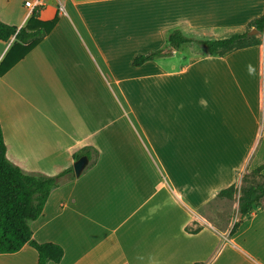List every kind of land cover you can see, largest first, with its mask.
Returning <instances> with one entry per match:
<instances>
[{
    "label": "crops",
    "instance_id": "1",
    "mask_svg": "<svg viewBox=\"0 0 264 264\" xmlns=\"http://www.w3.org/2000/svg\"><path fill=\"white\" fill-rule=\"evenodd\" d=\"M25 1L0 0V21L24 26L36 8L38 20L56 21L23 54L14 36L0 41V62L11 63L0 74L7 159L25 173L54 175L79 148L100 149L92 167L51 189L29 222L35 241L63 248L61 260L47 264H264V205L232 217L239 220L232 233L233 221L219 230L197 212L264 164V40L222 56L187 53V42L131 65L135 55L169 46L173 30L193 39L242 32L264 0H43L33 8ZM180 49L186 62L163 69ZM249 67L256 92L248 98L240 88L233 99L226 80L244 81ZM107 75L174 77L158 113L140 106L150 155L110 148L114 130L103 131L115 126H101L98 90ZM148 113L157 119L148 122ZM238 196L230 198L236 208ZM0 264H37V253L24 244L0 253Z\"/></svg>",
    "mask_w": 264,
    "mask_h": 264
},
{
    "label": "trees",
    "instance_id": "2",
    "mask_svg": "<svg viewBox=\"0 0 264 264\" xmlns=\"http://www.w3.org/2000/svg\"><path fill=\"white\" fill-rule=\"evenodd\" d=\"M38 8L34 9L31 17L24 26L16 27L0 21V41L5 42L10 36L15 37L12 46L24 44L23 53L33 47L54 26L56 17L41 21L35 18ZM255 29L257 33L264 30V10L250 19L242 32L232 33L229 36L215 39H193L184 36L179 30H173L167 35V43L174 49L183 43L195 42L206 54L222 56L236 49H241L260 43L259 38L249 31ZM162 56L161 49L135 55L131 64L139 66L143 62ZM6 58V56H5ZM0 62V74L11 65ZM95 152L91 147H84L73 156L77 159L85 155L88 165L95 163ZM264 164L255 167L241 177L242 184L237 188L229 185L216 194L217 198H232L236 192L238 196V212L240 219L261 204L264 199V180L261 183H249L246 178L259 176ZM73 178L72 167H67L54 175L28 174L6 157V146L0 126V253H12L19 250L24 244H29L37 253V264H47L48 261L58 263L63 256V248L54 242H37L31 237L30 221L39 217L43 206L52 188L64 178ZM263 178V177H262ZM264 179V178H263ZM239 219V220H240ZM239 220L235 221L229 232L232 233ZM198 228L193 229L196 231Z\"/></svg>",
    "mask_w": 264,
    "mask_h": 264
},
{
    "label": "rangeland",
    "instance_id": "3",
    "mask_svg": "<svg viewBox=\"0 0 264 264\" xmlns=\"http://www.w3.org/2000/svg\"><path fill=\"white\" fill-rule=\"evenodd\" d=\"M255 35L259 38V40H264V30L261 33H256ZM188 47L189 52L187 53H197L195 54L196 56L204 54L201 47H199V45L195 42H189ZM179 51L175 53V58H173L172 61H166V63H164L163 69L171 70L170 66L171 63H173L174 69L176 70L179 65H183L186 62V60L179 58L184 49H180ZM133 73L135 72L130 74ZM126 74L129 75V72L125 73V75ZM181 76L186 77V74ZM244 76L246 77L244 81H239L238 83L231 78L226 80L227 83L225 84V90L233 99H235V95L240 94V88H242L248 98L256 92V76H251L250 67L247 71H245ZM173 78L174 77L172 76L162 75L154 77L134 76L122 78L119 82H114L111 77L107 75V77L103 78V82H99V98L101 110H103L101 111V126H115V129H111V127H109V129H105L103 133L112 132L114 130L111 133L113 134L112 138L114 139V143H112V147L110 145V148H113V151L116 154L117 152H124V150H126V152H131V154L147 153V151L144 150L145 145L142 143V138L146 139V135L141 128V125L146 126V119L140 115V106H150V109L155 112L157 108L158 113V107H162L163 95L168 94L170 96L173 91L171 84ZM231 104L235 106L234 103ZM157 113H148L146 115L148 122H150L152 116L157 119ZM155 126H157V123ZM84 147L91 146H83L79 148L77 152ZM103 148H108V146H104ZM91 149L95 152V161H97L100 155V149L95 146L91 147ZM72 164L68 167H72ZM93 165H90L89 167L86 166L84 170L89 169ZM162 165L163 168H165L170 174L171 164L164 162ZM156 170L160 174L158 168H156ZM247 173L248 172L246 171L241 172V177L243 174ZM246 180H248L249 183L257 184L263 182L264 179L256 175L252 177L249 176ZM261 205H264V199L261 200L260 206ZM234 207L235 206H233L231 199L214 198L203 209L197 210V212L217 229L222 230L228 223L233 221L234 217L237 219L240 218L238 207Z\"/></svg>",
    "mask_w": 264,
    "mask_h": 264
},
{
    "label": "water",
    "instance_id": "4",
    "mask_svg": "<svg viewBox=\"0 0 264 264\" xmlns=\"http://www.w3.org/2000/svg\"><path fill=\"white\" fill-rule=\"evenodd\" d=\"M257 31L252 29L249 31V34H256ZM175 49L172 46H167L161 50L162 54H167L173 52ZM88 164L87 157L85 155L79 156L77 159L73 161L72 168L75 176H79L81 172L85 169Z\"/></svg>",
    "mask_w": 264,
    "mask_h": 264
},
{
    "label": "built area",
    "instance_id": "5",
    "mask_svg": "<svg viewBox=\"0 0 264 264\" xmlns=\"http://www.w3.org/2000/svg\"><path fill=\"white\" fill-rule=\"evenodd\" d=\"M43 2V0H27L24 2V5L26 7H30V8H33V7H37L39 5H41ZM59 11L62 12L63 11V5L59 3Z\"/></svg>",
    "mask_w": 264,
    "mask_h": 264
}]
</instances>
